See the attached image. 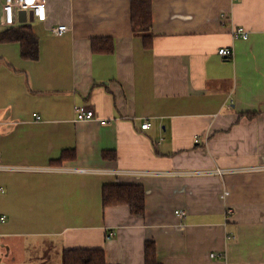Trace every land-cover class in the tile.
<instances>
[{
	"label": "crops",
	"instance_id": "crops-1",
	"mask_svg": "<svg viewBox=\"0 0 264 264\" xmlns=\"http://www.w3.org/2000/svg\"><path fill=\"white\" fill-rule=\"evenodd\" d=\"M44 2L45 20L0 25L39 48L0 40V264H145L148 239L162 264H264V167L203 172L264 166V0H152L141 33L132 0ZM105 184L141 186L143 214L105 205Z\"/></svg>",
	"mask_w": 264,
	"mask_h": 264
},
{
	"label": "trees",
	"instance_id": "trees-1",
	"mask_svg": "<svg viewBox=\"0 0 264 264\" xmlns=\"http://www.w3.org/2000/svg\"><path fill=\"white\" fill-rule=\"evenodd\" d=\"M152 0H132V27L135 33L149 30L152 24ZM146 36V35H144ZM0 40H18L22 44L24 56L37 58L39 48L37 37L28 24L11 27L0 33ZM109 38H94L95 50H100ZM108 47L106 46L105 49ZM113 48V45H111ZM257 114L248 113L250 117ZM103 203H128L132 212L143 214L145 209L144 189L139 185L105 184L103 187ZM156 243L152 239L145 242V264H162L157 259ZM61 264H108L103 248L64 249Z\"/></svg>",
	"mask_w": 264,
	"mask_h": 264
},
{
	"label": "built area",
	"instance_id": "built-area-1",
	"mask_svg": "<svg viewBox=\"0 0 264 264\" xmlns=\"http://www.w3.org/2000/svg\"><path fill=\"white\" fill-rule=\"evenodd\" d=\"M20 11H32L35 18L40 20H45L46 5L44 0H0V25H14L19 21ZM68 26L65 24H60L53 27V30L57 34H62L68 30ZM233 35L235 37L247 38L249 36L248 30L243 26L239 25L233 28ZM218 52L224 56H231L233 54V49L231 47L222 46L218 49ZM76 113L78 119H86L95 116L93 109L87 108L85 105H77ZM39 117V115H37ZM150 123L146 121L143 123L142 127L146 128ZM263 165H251L243 167H214L211 169H204L203 172H210L218 175H224L226 172H236L262 168ZM157 173H173L175 171H152ZM228 191H225L223 195H226ZM177 215L184 216L186 211L178 209L175 211ZM212 256H216V252L211 253Z\"/></svg>",
	"mask_w": 264,
	"mask_h": 264
},
{
	"label": "water",
	"instance_id": "water-1",
	"mask_svg": "<svg viewBox=\"0 0 264 264\" xmlns=\"http://www.w3.org/2000/svg\"><path fill=\"white\" fill-rule=\"evenodd\" d=\"M24 13H25V16H26V20L29 18V19H31V20H33L34 19V15H33V12L32 11H23ZM27 12V13H26Z\"/></svg>",
	"mask_w": 264,
	"mask_h": 264
},
{
	"label": "bare ground",
	"instance_id": "bare-ground-1",
	"mask_svg": "<svg viewBox=\"0 0 264 264\" xmlns=\"http://www.w3.org/2000/svg\"><path fill=\"white\" fill-rule=\"evenodd\" d=\"M145 123V122H144ZM143 126V125H142Z\"/></svg>",
	"mask_w": 264,
	"mask_h": 264
}]
</instances>
